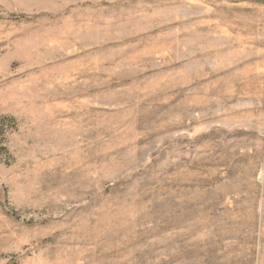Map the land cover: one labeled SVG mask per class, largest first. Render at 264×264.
Returning <instances> with one entry per match:
<instances>
[{"label": "rangeland", "instance_id": "1", "mask_svg": "<svg viewBox=\"0 0 264 264\" xmlns=\"http://www.w3.org/2000/svg\"><path fill=\"white\" fill-rule=\"evenodd\" d=\"M0 264H264V0H0Z\"/></svg>", "mask_w": 264, "mask_h": 264}]
</instances>
